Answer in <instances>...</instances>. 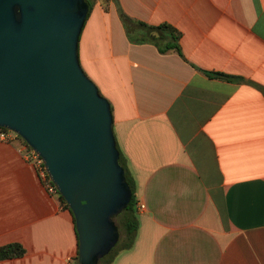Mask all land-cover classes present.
I'll use <instances>...</instances> for the list:
<instances>
[{
	"label": "crops",
	"instance_id": "0c3cea01",
	"mask_svg": "<svg viewBox=\"0 0 264 264\" xmlns=\"http://www.w3.org/2000/svg\"><path fill=\"white\" fill-rule=\"evenodd\" d=\"M78 55L135 182L133 244L107 264H264V0H92ZM169 23L178 48L128 36ZM217 72L219 74H209ZM0 138V264H75L70 209Z\"/></svg>",
	"mask_w": 264,
	"mask_h": 264
},
{
	"label": "water",
	"instance_id": "95a60500",
	"mask_svg": "<svg viewBox=\"0 0 264 264\" xmlns=\"http://www.w3.org/2000/svg\"><path fill=\"white\" fill-rule=\"evenodd\" d=\"M87 0H0V127L43 159L74 217L77 264H98L131 197L109 99L79 63Z\"/></svg>",
	"mask_w": 264,
	"mask_h": 264
},
{
	"label": "trees",
	"instance_id": "16d2710c",
	"mask_svg": "<svg viewBox=\"0 0 264 264\" xmlns=\"http://www.w3.org/2000/svg\"><path fill=\"white\" fill-rule=\"evenodd\" d=\"M89 5H92V0H87ZM90 10V9H89ZM120 18L124 24V27L127 31L128 36L137 41H151V43H155L160 50L164 51L169 48H178L177 39L179 37V31L169 23H160L156 25H152L146 23L139 19H134L129 16L121 7H118ZM209 74L217 75V72H211ZM99 91V90H98ZM101 93V91H100ZM102 94V93H101ZM111 107V103H110ZM112 110V107H111ZM2 129H6L5 127H0ZM17 137L21 140V145L25 149H30L25 141L17 134ZM117 144V143H116ZM115 144V146H116ZM119 150V162L124 169L123 175L131 188V197L127 201V205L125 208L119 212L118 214L113 216V220L117 225V229L119 230V237L115 245L109 250L108 253L102 255L98 261V264H107L112 260L113 254L117 251L125 250L129 248L135 239L136 236V228L139 224L138 210L136 207V196H135V182L132 174L129 172V168L126 164V161L123 158L121 150L117 146ZM58 194V200L67 208L68 205L63 200V197ZM73 216V215H72ZM74 220V217H73ZM76 232V230H75ZM77 234V233H76ZM24 252V247L20 242L14 241L12 243H5L0 245V259L1 258H13L16 256H20ZM78 254V251H77ZM77 254H75V264H77Z\"/></svg>",
	"mask_w": 264,
	"mask_h": 264
},
{
	"label": "built area",
	"instance_id": "2783aa9c",
	"mask_svg": "<svg viewBox=\"0 0 264 264\" xmlns=\"http://www.w3.org/2000/svg\"><path fill=\"white\" fill-rule=\"evenodd\" d=\"M15 137H17L16 132H12L8 128H6V129L0 128V138L13 140ZM25 154L33 162V164L36 168L35 171L38 174L39 179L42 180L46 189L49 192L58 193L55 184L52 182L49 175L46 173V167L43 163V159H41V157L38 155V153L34 149L30 148V149H26ZM136 207H137V209H139V208L141 209L144 207V204L137 202Z\"/></svg>",
	"mask_w": 264,
	"mask_h": 264
}]
</instances>
